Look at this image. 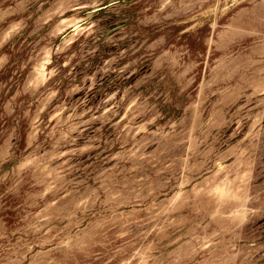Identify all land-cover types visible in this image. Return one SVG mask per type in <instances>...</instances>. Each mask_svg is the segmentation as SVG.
I'll return each instance as SVG.
<instances>
[{
	"label": "rangeland",
	"instance_id": "obj_1",
	"mask_svg": "<svg viewBox=\"0 0 264 264\" xmlns=\"http://www.w3.org/2000/svg\"><path fill=\"white\" fill-rule=\"evenodd\" d=\"M0 264H264V0H0Z\"/></svg>",
	"mask_w": 264,
	"mask_h": 264
}]
</instances>
